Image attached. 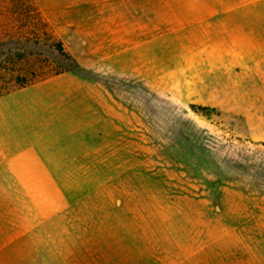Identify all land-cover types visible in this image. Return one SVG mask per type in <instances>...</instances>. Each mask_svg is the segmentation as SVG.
<instances>
[{"label":"rangeland","instance_id":"374dc122","mask_svg":"<svg viewBox=\"0 0 264 264\" xmlns=\"http://www.w3.org/2000/svg\"><path fill=\"white\" fill-rule=\"evenodd\" d=\"M19 46L68 69L34 82L56 78L40 148L0 158V264L240 257L264 234V0H0L2 60Z\"/></svg>","mask_w":264,"mask_h":264},{"label":"crops","instance_id":"0c3cea01","mask_svg":"<svg viewBox=\"0 0 264 264\" xmlns=\"http://www.w3.org/2000/svg\"><path fill=\"white\" fill-rule=\"evenodd\" d=\"M55 79L47 78L0 96V158L8 159L10 151L40 148L41 128L48 127L52 118L47 89ZM249 235L251 241L247 248H241L240 257L229 248L223 252L208 246L194 249L172 264H264V234Z\"/></svg>","mask_w":264,"mask_h":264},{"label":"trees","instance_id":"16d2710c","mask_svg":"<svg viewBox=\"0 0 264 264\" xmlns=\"http://www.w3.org/2000/svg\"><path fill=\"white\" fill-rule=\"evenodd\" d=\"M56 43L53 49L59 54L70 58L62 42L57 41ZM13 50H15L14 53L17 56H10L7 62L2 60L3 51H0V96L33 84L37 79L57 75L68 69L62 66L60 62H55V66H52L50 70L43 71L44 64L38 57H34L36 53L32 48L19 46L11 49L10 52ZM6 63L9 66H6Z\"/></svg>","mask_w":264,"mask_h":264}]
</instances>
